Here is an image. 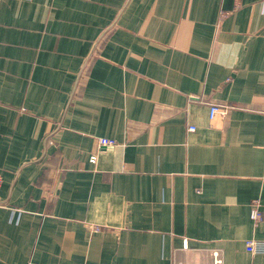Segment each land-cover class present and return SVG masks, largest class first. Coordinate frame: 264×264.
<instances>
[{"label":"crops","instance_id":"crops-1","mask_svg":"<svg viewBox=\"0 0 264 264\" xmlns=\"http://www.w3.org/2000/svg\"><path fill=\"white\" fill-rule=\"evenodd\" d=\"M0 177V264H264V0H0Z\"/></svg>","mask_w":264,"mask_h":264},{"label":"built area","instance_id":"built-area-1","mask_svg":"<svg viewBox=\"0 0 264 264\" xmlns=\"http://www.w3.org/2000/svg\"><path fill=\"white\" fill-rule=\"evenodd\" d=\"M236 4L239 3L240 0H235ZM227 107H220L217 105H213L209 107V119H213V117L216 114L225 115L227 113ZM194 129L191 127L189 128V131H193ZM97 145L99 148H113L116 143L115 141L111 139H104L100 138L97 140ZM96 161L95 156L90 157V162L94 163ZM1 177H0V185H1ZM250 220L254 225H258L262 221V215L260 211V205L259 202L253 201L250 205ZM95 231H99L98 228L94 229ZM245 250L246 252L252 254V255H264V241H256V240H248L245 242ZM215 260L213 264H221V261L217 259V254H214Z\"/></svg>","mask_w":264,"mask_h":264}]
</instances>
